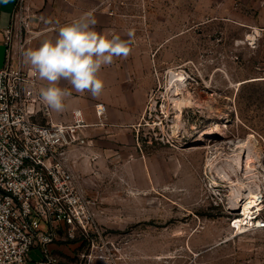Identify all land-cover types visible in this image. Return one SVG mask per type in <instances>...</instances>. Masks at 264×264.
Masks as SVG:
<instances>
[{
	"label": "rangeland",
	"instance_id": "obj_1",
	"mask_svg": "<svg viewBox=\"0 0 264 264\" xmlns=\"http://www.w3.org/2000/svg\"><path fill=\"white\" fill-rule=\"evenodd\" d=\"M108 1L119 35L135 34L148 103L79 178L100 233L90 245L61 230L59 263L264 264V0ZM44 20L23 0L13 53Z\"/></svg>",
	"mask_w": 264,
	"mask_h": 264
},
{
	"label": "built area",
	"instance_id": "obj_2",
	"mask_svg": "<svg viewBox=\"0 0 264 264\" xmlns=\"http://www.w3.org/2000/svg\"><path fill=\"white\" fill-rule=\"evenodd\" d=\"M12 29L5 34L10 48ZM8 51V64L0 67V264H27L33 248L43 255L38 264H60L49 245L61 230L71 239L80 232L90 245L92 234L100 233L69 161L71 150L89 145L87 121L77 108L71 122H54L40 98L38 75L13 66Z\"/></svg>",
	"mask_w": 264,
	"mask_h": 264
},
{
	"label": "crops",
	"instance_id": "obj_3",
	"mask_svg": "<svg viewBox=\"0 0 264 264\" xmlns=\"http://www.w3.org/2000/svg\"><path fill=\"white\" fill-rule=\"evenodd\" d=\"M29 1L32 7L42 11L45 20L39 22L41 23L39 30L32 32L19 53L15 54L14 51L11 61L13 66H28L22 55L25 50L38 47L45 39H54L60 26L85 12H93L98 21L97 31H111L119 35L117 15L113 4L107 0ZM18 2L19 0L0 2V67L8 64V50L12 51L5 42V34L13 24ZM120 36L128 39L127 34H120ZM134 55L132 45V52L126 59L114 58L112 65L102 67L100 75L104 81V90L99 98H93L87 92L77 93L66 82H61L60 86L68 88L71 95L65 100V110L60 113L52 110L51 117L54 122L68 123L72 121L74 109L80 108L85 114L87 121L85 133L89 145L69 152V161L84 184L87 180L85 174L93 171L96 161L105 155L111 156V149L118 143L123 145L125 130L127 127H134L135 123L141 119L144 107L148 103L147 96L150 87L140 79L138 74H135ZM40 81L45 87L47 82ZM101 103L105 106L103 110H101ZM33 249L40 250L39 248ZM49 249L56 256L63 254L59 252V247L55 245V242L49 245Z\"/></svg>",
	"mask_w": 264,
	"mask_h": 264
},
{
	"label": "clouds",
	"instance_id": "obj_4",
	"mask_svg": "<svg viewBox=\"0 0 264 264\" xmlns=\"http://www.w3.org/2000/svg\"><path fill=\"white\" fill-rule=\"evenodd\" d=\"M97 23L93 12L82 13L60 26L54 39H45L22 54L33 73L47 82L40 89V98L57 113L65 110V100L71 95L68 88L60 86L61 82L77 93L99 98L104 90L102 67L112 65L114 58L126 59L132 52V30L127 32L128 39H123L111 31H97Z\"/></svg>",
	"mask_w": 264,
	"mask_h": 264
},
{
	"label": "bare ground",
	"instance_id": "obj_5",
	"mask_svg": "<svg viewBox=\"0 0 264 264\" xmlns=\"http://www.w3.org/2000/svg\"><path fill=\"white\" fill-rule=\"evenodd\" d=\"M173 73V72H172ZM171 78V77H170ZM176 80V79H175ZM181 82H183V81H181ZM179 83V82H178ZM180 85V84H179ZM180 88H178V86H177V90H179ZM189 91V90H188ZM169 92H170V90H169ZM177 92H179V91H177ZM182 92V91H181ZM187 93V92H186ZM169 94V93H168ZM181 95V94H180ZM170 96V95H169ZM186 98V97H185ZM184 98V99H185ZM186 101V100H185ZM192 102V101H191ZM183 103V102H182ZM182 103H176V105H177V107L178 108H180L181 107V105H182ZM190 103V102H189ZM193 103V102H192ZM186 104V103H185ZM184 106V105H183ZM168 108V107H167ZM177 109V108H176ZM180 112L178 113V115L181 113V110H179ZM168 112V111H167ZM183 112V111H182ZM179 121H180V119H179ZM243 146V145H242ZM245 149V148H244ZM253 162V161H252ZM232 164V163H231ZM241 164H243V163H241ZM238 165V164H237ZM252 165L249 163V165H248V167H251ZM248 170H251V169H248ZM241 171V170H240ZM252 171V170H251ZM221 173V172H220ZM238 173V172H237ZM257 173V172H256ZM255 175V174H254ZM238 176V175H237ZM246 176V175H245ZM256 176V175H255ZM244 178V177H243ZM236 184V183H235ZM245 184V183H244ZM240 186H242V185H240ZM242 188V187H241ZM253 191V190H252ZM251 193V192H250ZM257 196H259V195H255L254 193H251L250 195H249V200L247 201V202H245V204L240 208V210H242V215H248L249 216V214H250V212H251V209L252 208H254L256 205H258V199L259 198H257ZM247 219V218H246ZM238 222H239V224L243 221L242 219H238L237 220ZM236 221V222H237ZM245 222V221H244Z\"/></svg>",
	"mask_w": 264,
	"mask_h": 264
}]
</instances>
